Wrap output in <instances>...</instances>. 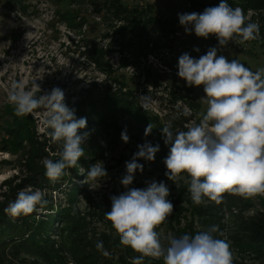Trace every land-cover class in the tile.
<instances>
[{
    "label": "rangeland",
    "instance_id": "374dc122",
    "mask_svg": "<svg viewBox=\"0 0 264 264\" xmlns=\"http://www.w3.org/2000/svg\"><path fill=\"white\" fill-rule=\"evenodd\" d=\"M201 1L205 5L220 2ZM122 2L127 10L118 13L109 7L110 1L108 3L104 0H0V107L9 104L7 96L13 82L23 83L25 90L33 92L37 97L50 92L53 87H59L65 93V103L70 106L87 90L103 96L108 88L117 87L113 78L122 74L127 77L129 85L133 84V88L137 90L136 96L141 108L158 116L162 124L173 126L174 121H179L186 109L192 116L188 125L199 123L207 109L203 85L188 86L178 76V58L187 52L198 59L216 45L211 36L203 38L197 37L194 31L186 33L179 23L178 13H202L204 8L201 6L198 10L191 11L189 0ZM243 10L252 22H258L260 28H263L264 10ZM163 20L168 22H162ZM196 47L199 52L194 51ZM217 54L225 55L230 60L237 58L245 61L255 71L258 67H264V35L260 34L256 40L243 44L239 43L237 37ZM98 61H104L106 68L110 67L112 73H107ZM46 111L40 108L30 114L35 121V132L39 138L48 133V128L43 123ZM96 130L88 132L83 145L100 147L102 159L93 161L90 166L103 162L107 177L89 180L87 174L90 169L84 166H79L77 177L71 175L72 182L77 186L87 183L88 194L94 202H108L111 207L110 197L126 190L120 180L126 174L125 162L138 151L137 145L145 141L153 145L159 143L160 151L154 161H138L144 164V171L141 173L137 170L133 184L129 187L144 188L147 186L145 182L153 179L157 182L164 181L169 187L168 199L174 205V212L157 229L162 242L167 246L166 238L176 237L174 230L178 228L188 226L200 232L211 227L201 223L196 211L201 206H210L211 201L205 198L203 204L195 205L187 189L186 178L182 175L175 182L169 180L165 176L167 169L164 162L157 161L162 152L160 131L155 135L150 132L145 136V132L140 133L132 128L126 117L119 118L114 123L108 120L107 123L98 124ZM124 130L130 137L127 143L121 139V132ZM174 130L172 127L173 132ZM18 158L17 153L2 151L0 148V199L1 193L9 189L4 182L20 174ZM18 183L20 181L15 179L13 185ZM67 185L71 187L68 181ZM180 192L183 195L179 196ZM52 195L56 206L66 204L64 188L52 192ZM86 198L80 197L78 206L84 213H89L87 235L90 242L95 243L98 238L103 237L102 234H109L111 227L108 228L106 222L92 214L93 209ZM249 199L252 202L249 213L264 209V195ZM48 213L51 211L41 207L37 209L38 217L47 216ZM218 220L221 224L229 223L225 210L218 214ZM222 233V236L219 232L213 235L230 243L235 259L264 264V261L253 255L240 253L228 239V231L224 230ZM125 247H121V250H125ZM105 250L110 253L108 257L100 251L97 255L108 264H115L121 251ZM128 260L131 262V257Z\"/></svg>",
    "mask_w": 264,
    "mask_h": 264
},
{
    "label": "clouds",
    "instance_id": "9594fccd",
    "mask_svg": "<svg viewBox=\"0 0 264 264\" xmlns=\"http://www.w3.org/2000/svg\"><path fill=\"white\" fill-rule=\"evenodd\" d=\"M178 18L186 33L194 31L203 38L215 35L219 47H210L198 59L187 52L178 58V76L188 86L203 85L207 109L200 122L188 125L186 130L174 133L170 124L162 127L164 143L169 146L163 161L165 176L175 182L187 174L189 179L185 183L195 205L203 204L205 198L220 204L226 192L246 199L264 195V67L253 71L239 59L217 54L237 37L241 44L256 40L260 24L252 22L241 7H232L227 0L206 7L202 13H178ZM194 51L199 52V48ZM7 100L20 117L40 108L47 110L43 121L50 129L47 135L61 148L58 159H43L44 175L53 183L60 181L66 170L76 167L85 155L83 143L89 133L79 130L86 128L87 118H77L59 87L37 97L26 91L23 83L13 82ZM182 115L187 117L191 112L186 109ZM151 130L149 124L145 136ZM121 139L129 141L126 130L121 132ZM137 148L125 162L126 174L120 180L126 190L110 197L111 209L105 212L120 244L139 253L131 258V264H144L145 258L162 259L163 264H234L230 243L213 235L219 232L218 225L195 235L168 236L165 246L157 229L174 212L168 199L169 187L155 179L146 181L144 188L129 187L137 170L144 171V164L138 161H154L160 144L145 141ZM107 175L103 162H97L87 177L101 180ZM45 197L46 193L39 189L22 190L4 212L12 217L31 215L37 206L43 208L49 203ZM96 248L105 257L110 255L103 241H97Z\"/></svg>",
    "mask_w": 264,
    "mask_h": 264
},
{
    "label": "trees",
    "instance_id": "16d2710c",
    "mask_svg": "<svg viewBox=\"0 0 264 264\" xmlns=\"http://www.w3.org/2000/svg\"><path fill=\"white\" fill-rule=\"evenodd\" d=\"M105 1L108 3L110 1L109 7L114 8L118 13L127 10L122 0ZM227 2L232 7L264 10V0H227ZM218 4L219 2H213L210 5H205L201 0H189L191 11L198 10L201 6L205 9ZM135 9L137 8H133V10ZM262 19L264 23V14H262ZM162 22L168 21L163 20ZM260 34L264 35V24L263 28H260ZM210 36L213 44L219 47L216 36ZM240 61L250 68L247 62ZM98 64L107 73H112L110 67L106 68L104 61H98ZM113 80L117 83V87L108 88L103 96L87 90L80 95L78 100L70 104L69 107L75 109L77 118H87V126L79 130L80 133L97 131L98 124L102 125L108 120L114 123L119 118L125 117L128 118L132 128L137 129L140 133L145 132L149 124L152 125L151 133L153 135L158 131L162 133L161 129L165 125L161 123L158 116L141 108L136 96L137 90L133 88V84L129 85L127 77L120 74L115 76ZM191 119L192 116L181 115L180 120H175L171 126L175 129L174 133L186 130ZM49 131L50 129H48ZM83 147L85 155L80 158L77 166L66 170V175L60 181L53 183L45 177L42 161L45 157L53 160L58 159L61 145L53 143L47 134L39 138L35 132V121L30 114L23 117L17 116L11 104L0 107V148L2 151L19 155L18 167L20 169V174L4 182L9 189L1 193L0 264H108L97 255V241H103L104 249L121 251L115 264H131L128 257L133 258L139 255L130 247L121 250L123 245L119 242V236L112 228L111 222L105 218V212L111 209L108 206L109 203L94 202L88 194L87 183L80 187L72 182L71 175L78 176L79 166L90 169V163L100 161L103 157V152L98 145H90L89 147L83 145ZM49 152L56 155L50 156ZM168 152L169 146L165 145L162 135L161 158H157V161H164ZM182 175L189 179L187 174ZM15 179H18L20 183L14 186ZM67 181L71 185L70 188ZM28 188L32 190L47 189L45 198L49 203L43 209L49 210L51 213H48L47 216L38 217L37 209L39 206H37L36 210L28 216L12 217L6 214L4 209L8 204L16 199L20 191ZM61 188H64L66 204L56 206L52 192ZM183 190L186 191V188ZM181 195L183 194L180 192L179 196ZM82 196L87 197L86 202L93 209L92 214L106 222L108 228L111 227L109 234H102L103 237L98 238L95 243L90 242L87 235V227L90 224L89 213H84L78 206L79 198ZM251 208L252 202L249 198L246 199L240 195L226 192L220 204L211 201L210 206H201L196 211L199 213L203 225H218L219 232L227 230L228 239L240 253L253 255L254 258L264 261V209L251 214L249 213ZM222 210H225V214L229 216L230 220L227 224H221L218 220V214ZM174 231L177 238L184 234L195 235L198 232L188 226ZM112 264L114 263L112 262ZM144 264H163V262L162 260L145 258ZM234 264L252 263L235 259Z\"/></svg>",
    "mask_w": 264,
    "mask_h": 264
}]
</instances>
